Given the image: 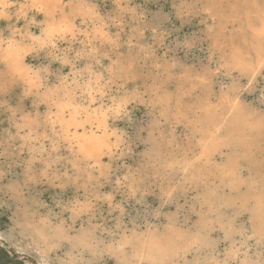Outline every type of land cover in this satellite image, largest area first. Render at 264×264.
Wrapping results in <instances>:
<instances>
[{
	"label": "clouds",
	"instance_id": "obj_1",
	"mask_svg": "<svg viewBox=\"0 0 264 264\" xmlns=\"http://www.w3.org/2000/svg\"><path fill=\"white\" fill-rule=\"evenodd\" d=\"M5 244L264 264V0H0Z\"/></svg>",
	"mask_w": 264,
	"mask_h": 264
},
{
	"label": "rangeland",
	"instance_id": "obj_2",
	"mask_svg": "<svg viewBox=\"0 0 264 264\" xmlns=\"http://www.w3.org/2000/svg\"><path fill=\"white\" fill-rule=\"evenodd\" d=\"M25 261H28V264H31L29 257H21L7 244H5L4 247H0V264H25Z\"/></svg>",
	"mask_w": 264,
	"mask_h": 264
}]
</instances>
